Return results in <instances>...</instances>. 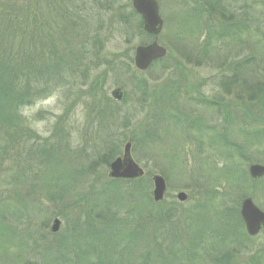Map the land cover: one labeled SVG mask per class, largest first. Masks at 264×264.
Listing matches in <instances>:
<instances>
[{"label": "rangeland", "instance_id": "obj_1", "mask_svg": "<svg viewBox=\"0 0 264 264\" xmlns=\"http://www.w3.org/2000/svg\"><path fill=\"white\" fill-rule=\"evenodd\" d=\"M13 1L29 7L28 15L20 13L17 21L24 31L22 37L30 39L31 33L36 34L38 50L49 32L64 46L61 33L65 29L63 39L70 46L65 44L63 49L71 47L81 55L75 73L65 71L48 93L19 110L24 132L16 142L17 153L7 157L13 164L5 160L0 167L4 169H0V224L11 228L16 243L0 242V264H68L69 258L80 261L73 255L77 248L87 247L91 261L96 262L97 246L106 254L114 247L119 254L112 259L115 263L163 264L156 257L158 251L153 254L159 249L166 261L170 253L177 256L171 264H216L211 259L238 237L237 233L228 235L232 224L227 220L233 217L226 219L216 208L239 209L242 197H252L264 211V178L256 186L248 181L244 187L232 178L227 180L224 171L230 164L238 174H246L248 163L264 166V143L260 136L254 137L255 131L264 128V87L261 95L250 101L247 89L227 82V78L238 76L247 85L264 83V0H223L217 12L211 2L210 18L197 16L196 11L207 0H156L163 20L156 37L167 56L143 72L134 68V51L152 43L154 37L145 35L131 0ZM54 3L55 11L54 7L48 11ZM71 20L85 36L83 40H79L80 31L67 25ZM29 51L20 50L24 56ZM139 82L145 83L147 95L136 89ZM115 88L125 93L122 103L110 96ZM211 101L220 105L211 106ZM102 106L110 109L104 116L99 115ZM241 107L250 108V113L260 117L259 122L252 123L242 115ZM214 131L242 146L249 162L229 157ZM128 142L132 159L145 173L143 189L137 194L140 203L148 206L143 191H149L151 199L153 175L162 176L167 185L162 205L136 210L150 230L136 239L126 231L134 227L132 218L138 219V213L129 217L126 206L110 198L132 193L123 189L128 186L112 183L108 195L96 197L107 184L110 163L122 155ZM45 146L56 147L58 155L48 162L41 152L35 156L37 160L28 156L30 148ZM110 149L118 156L108 165L104 156L111 154ZM209 190L219 196L211 199ZM179 192L188 196L186 203L176 201ZM197 204L204 209L194 212ZM109 209V213L117 212V220L128 219L127 229L116 227L115 240L105 238L108 231L98 233L99 240L97 233L90 239L84 225L88 216L96 219L101 214L106 221ZM169 209L175 211L167 212ZM189 211L188 217L180 216ZM54 219L60 221V227L52 234ZM73 225L82 228L81 244L68 246ZM94 225L98 232L104 227ZM239 230L244 235L245 231ZM219 232L225 241L221 242ZM192 236L198 237L196 248L190 244ZM47 244L51 245L50 254L44 249ZM61 255L62 259L57 258ZM146 256L147 260H142ZM231 260L226 264H264V230L244 242Z\"/></svg>", "mask_w": 264, "mask_h": 264}, {"label": "trees", "instance_id": "obj_2", "mask_svg": "<svg viewBox=\"0 0 264 264\" xmlns=\"http://www.w3.org/2000/svg\"><path fill=\"white\" fill-rule=\"evenodd\" d=\"M216 5V12L223 7V0H211ZM21 4V3H20ZM18 3H15L13 0H6L1 1L0 0V143L3 141V144H0V167L2 166V163L5 160H9L11 164H13L11 158H7L10 156L11 152L17 153L15 149V145L18 139H20L24 132V126L23 121L21 119V116H19V110L24 108L27 104L33 101L34 98L41 96V94H46L50 91L52 86L58 82H60L61 77L63 76V73L65 71H68L70 73H75V70L77 69V66L79 65L80 55L81 54H75L73 52V49L70 50H64L63 47L70 46V42L66 40L63 37L65 36V29H62V40L64 46L61 47L59 44V39L57 37H54L50 32L47 35H44L42 37V50H38V45L36 43V34L31 33L30 39L25 37H22L20 32L24 34V31L22 28L19 27L18 24V16H20L22 12L25 13V15H28L29 7L25 6V4L22 3L20 5ZM56 4L54 3L52 6L49 5V10H51L52 7L54 9L53 12L56 9ZM28 9V10H27ZM59 9H62V7L59 6ZM27 10V11H26ZM26 11V12H25ZM51 12V11H50ZM62 14V13H61ZM60 14V16H62ZM64 14V13H63ZM65 16V14H64ZM69 17V16H68ZM28 18V16H26ZM244 20V19H243ZM31 22H35L34 20H29ZM69 28L76 32L80 31V29L77 27V24L73 22V20L69 21V24H67ZM79 40L84 39V35L81 33H78ZM36 39V40H35ZM72 40H76L75 37H72ZM78 40V41H79ZM26 41V42H25ZM20 50H30L28 53H25V56L22 55V52ZM81 50V49H80ZM46 51V54L44 53ZM77 60V61H76ZM51 63V64H50ZM81 63V62H80ZM66 69V70H65ZM71 76L74 74H70ZM227 82L231 85H234L235 87H238L241 90L248 91V99L252 101L255 99V97L261 95V92H263L264 83L262 84H254L251 83L249 85L245 84V81H242L239 79L238 76H232L231 78H227ZM257 87L256 92L254 93V89ZM145 83L139 82L136 83V89L141 92L143 95H147V91H145ZM38 89V90H37ZM126 98V97H125ZM124 98V100H125ZM220 105L219 103H216L215 106L218 107ZM101 111L99 112L100 116H104L106 112H108L110 109L108 106H102ZM242 115L246 116L248 119L252 121V123H258L260 117L253 115L250 113V108H242ZM258 133L257 135H253L255 138L258 139V136L262 139V142L264 143V128L258 129L254 132ZM226 135V134H225ZM224 134H218L216 133L217 140H220L223 147H225L229 151V157L236 156L241 161L248 163L249 159L244 157V154L242 153V146H238L237 143L233 140H229ZM248 140V135L245 136ZM250 137H252L250 135ZM28 152V156L30 155V158L34 157L36 159V155L43 154L45 157V160L48 162L53 156L58 155L56 151L57 148L54 146H45L40 149L38 148H32ZM111 154L109 156H104L105 163L109 165L111 160L118 156L117 153L112 154L113 151L110 149ZM60 152V151H59ZM54 153V154H50ZM42 156V155H41ZM51 157V158H50ZM224 171L227 174L228 178H232L233 180L240 181V182H247L249 179L247 177V174H238L237 169L233 166V164H230L227 166ZM12 168V166H11ZM2 169V168H0ZM4 170V169H2ZM221 172V171H220ZM63 176V174H62ZM242 178V179H241ZM145 182L144 180L134 181V182H123V181H110L106 180V185L100 189V192H96V197L100 198L101 193L105 195L110 189H112V183H115L116 185L120 186L121 184H124L128 186V193L126 197H110L112 200L117 202L119 199L122 203V206L127 208V214L132 215L134 212L138 213L136 210H143L145 211L148 206H155L149 197V191L146 189L143 191L145 193V198L148 200V206L145 208V203L139 201V197L137 194L142 191L143 187L141 186ZM253 183V182H252ZM150 185V184H149ZM121 187V186H120ZM210 192V191H209ZM108 195V194H106ZM144 197V196H143ZM138 200V204L132 206L133 202H136ZM109 201V200H108ZM131 203V204H130ZM95 207L98 206V204H94ZM107 206H113V204L107 203ZM160 206V205H158ZM155 206V207H158ZM144 208V209H143ZM195 210H202L203 207H200L199 204H197L194 208ZM111 209L108 210V213ZM113 210V209H112ZM167 212L173 213L172 209L167 210ZM117 213L115 210L110 215H108V219L105 221L102 220L101 214L97 215L96 219H91L89 216L87 220L85 221V228L87 229V233L89 234L90 239H94L92 237L94 234L97 233L96 240L100 239V235H103L102 233H106L108 231V235L105 236V238L113 239L115 240V233H116V227H119L120 229H127L128 226V219L125 221L124 219L117 220ZM191 212H184L183 214H180V216H184ZM139 216H141L140 213H138V219H135L136 216H134L135 224L134 229H130V231H126L128 236L132 238H138L142 236L145 231L146 227L148 226V222H141L139 219ZM232 221L231 224L233 227H235L237 224L240 226L242 225V222L240 218H238V215H231ZM237 220V221H236ZM238 222V223H237ZM99 224L104 226L101 228L102 231H96L97 227L94 224ZM76 225H78L76 223ZM73 225V231H70V235L67 236V241H70V244L68 246H74V244L79 243L81 240V231L82 229L80 226ZM104 229V230H103ZM11 228L8 226H1L0 224V242L5 240V242H8L9 244H15L16 241L11 239L10 233ZM99 233V234H98ZM86 238V234L83 236ZM247 239H249L247 237ZM79 240V242H78ZM77 241V242H76ZM63 244V243H62ZM81 243H79L80 245ZM94 254L97 253L96 262L91 261V257L89 255L91 254L89 248L87 247L86 250H82L77 248V251L73 255H77V259L80 258V261H75L72 259H68L66 263L68 264H124L120 261H112L115 254H117V251L112 247L109 254H106L105 251L98 250V246L94 247ZM107 247H105L106 249ZM45 251H47L49 254L51 253V245L47 244L44 246ZM67 253H69L68 249L66 250ZM158 251V252H157ZM157 252V253H156ZM159 249L153 252V254L156 253V257L158 259H161V263L163 264H170L172 260L177 259L176 255L173 253H170V257H172V260H165V257L163 256V253H161ZM119 255V254H117ZM63 255L57 257L62 259ZM147 260V256L142 258ZM141 260V261H142ZM74 261V262H71ZM125 263L130 264L128 261ZM133 263V261H131ZM49 264V263H46ZM139 264H147L146 262H141Z\"/></svg>", "mask_w": 264, "mask_h": 264}, {"label": "water", "instance_id": "obj_3", "mask_svg": "<svg viewBox=\"0 0 264 264\" xmlns=\"http://www.w3.org/2000/svg\"><path fill=\"white\" fill-rule=\"evenodd\" d=\"M134 11L143 21V30L149 35L154 36V42L147 46L136 47L134 51V66L139 71H146L147 68L156 60L166 57V50L157 44V35L161 32L163 22L158 15V4L156 0H131ZM111 97L121 102L123 92L121 89H115L111 92ZM121 157L116 158L109 166L108 178L113 180H138L144 175V171L131 157V143H127L123 148ZM248 174L253 180H259L264 177V166L251 165L248 168ZM153 191L152 199L155 203L163 200L166 190V184L163 177L155 175L152 178ZM187 196L184 193L177 195L179 202H184ZM240 218L242 219L246 232L249 236H256L264 228V213L260 211L253 203L252 199L243 200L240 207ZM59 220H54L51 226V232L56 233L59 230Z\"/></svg>", "mask_w": 264, "mask_h": 264}, {"label": "flooded vegetation", "instance_id": "obj_4", "mask_svg": "<svg viewBox=\"0 0 264 264\" xmlns=\"http://www.w3.org/2000/svg\"><path fill=\"white\" fill-rule=\"evenodd\" d=\"M200 9H201V12H202L203 15H198V16H203V17H206V18H210L211 17L209 14H207V8H199V10ZM241 99H243V97ZM203 103H205V101H203ZM214 103H216V102L211 101V104H212L211 106H214L215 105ZM224 194L225 193H223V195ZM209 195L211 196L212 199H215V198H217L219 196L218 193L215 192V191L209 192ZM225 197H226V194H225ZM187 199H185L184 203H186L188 201ZM242 199H243V197H242ZM239 200H240V198L238 197V201ZM237 204H238V202H237ZM238 208L240 209V205H239ZM216 209H218L220 211V214L221 213H225L226 214V219H228V216L232 215V214L239 215V209H237V207L227 208V206H225L224 208L220 207V208H216ZM236 210L238 211L237 213H236ZM222 219H224V218H222ZM239 228H240V226L237 227V228H234V229L232 227V231L230 233H228V235H231V236H234L237 233V236H238V237L233 238V240H231L228 243V245H229L228 249H225L223 252L217 254L215 256V258L211 259L212 261L216 262V264L230 263L232 261L231 258H233L234 254L238 253L239 250L243 247V243L244 242H249V239H247L248 235L244 236L242 233H240ZM235 230H236V232H235ZM263 230H264V228L256 236H258L261 232H263ZM219 238L221 239V242H222L223 239H224V241L226 239L221 234V232H219ZM212 251H214V250H212Z\"/></svg>", "mask_w": 264, "mask_h": 264}]
</instances>
